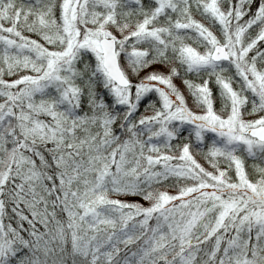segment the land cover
Listing matches in <instances>:
<instances>
[{"label":"snow or ice","instance_id":"6c2138e0","mask_svg":"<svg viewBox=\"0 0 264 264\" xmlns=\"http://www.w3.org/2000/svg\"><path fill=\"white\" fill-rule=\"evenodd\" d=\"M0 264H264V0H0Z\"/></svg>","mask_w":264,"mask_h":264},{"label":"trees","instance_id":"16d2710c","mask_svg":"<svg viewBox=\"0 0 264 264\" xmlns=\"http://www.w3.org/2000/svg\"><path fill=\"white\" fill-rule=\"evenodd\" d=\"M130 199H139V197H128ZM121 247H123V245H121Z\"/></svg>","mask_w":264,"mask_h":264}]
</instances>
